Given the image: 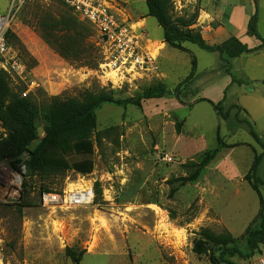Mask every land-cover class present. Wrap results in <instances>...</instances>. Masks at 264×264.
<instances>
[{
	"label": "rangeland",
	"instance_id": "rangeland-1",
	"mask_svg": "<svg viewBox=\"0 0 264 264\" xmlns=\"http://www.w3.org/2000/svg\"><path fill=\"white\" fill-rule=\"evenodd\" d=\"M10 1L0 0V14L8 11ZM235 2L171 0V14L210 41L218 27H227ZM100 3L157 58V71L116 78L107 66L110 43L97 27L62 0H28L12 25L7 55L22 61L27 75L5 69L0 57L8 88L40 109L54 97L81 99L104 88L121 101L137 99L158 83L171 94L143 99L140 106L103 105L96 112L101 140L89 175L30 174L24 165L16 170L10 162L0 164V264H76L67 249L83 255L78 264H258L264 250L249 256L245 235L256 226L264 186L254 190L245 176L264 150L239 120L254 124L264 143V83L251 82L241 68L233 70L236 59L229 75L217 53L191 43L168 45L163 29L149 16L147 0ZM257 7V30L264 36V0ZM262 52L243 57L260 58ZM254 70L261 73L257 66ZM224 96V111L231 109L228 120L214 108ZM38 136L44 137L41 126ZM216 148L215 159L200 168ZM258 176L264 181V159ZM86 186L94 188L91 205H41L44 192ZM203 230L231 235L242 256L222 262L220 252L206 244Z\"/></svg>",
	"mask_w": 264,
	"mask_h": 264
},
{
	"label": "trees",
	"instance_id": "trees-1",
	"mask_svg": "<svg viewBox=\"0 0 264 264\" xmlns=\"http://www.w3.org/2000/svg\"><path fill=\"white\" fill-rule=\"evenodd\" d=\"M256 4L258 0H253ZM149 16L155 18L163 29L165 42L180 48L183 43H191L208 53H217L220 59L226 63L227 74L232 75L231 60L243 55L264 51V38L257 30L258 11L250 18L248 34L260 40L261 44L250 49L246 44L235 36L216 45H210L200 32L189 29V24L181 26L171 14V0H147ZM229 28V24H226ZM11 31L7 34V41ZM171 94L162 83L154 88L146 89L137 99L118 100L113 91L105 88L97 92H87L81 99L63 100L54 97L43 108L29 97L22 98L20 94L13 93L0 72V128L4 133L0 134V164L10 162L18 170L24 165L30 174L41 171L68 172L73 171L81 175H89L94 170L91 159L95 152V146L100 142V135L96 133V112L105 104H135L141 105V100L161 98ZM224 98L216 105L215 110L224 120L231 116V109L224 111L222 106ZM213 104V103H212ZM239 108V107H234ZM249 128L251 136L264 150V143L257 134L254 124L248 119L239 120ZM44 131L42 139L38 136V127ZM218 148L208 153L199 164L200 168L208 165L215 159ZM70 157L79 158L71 162ZM264 159V151L254 158L249 173L245 180L252 184L254 190L264 186V181L258 176L259 167ZM96 191V195H98ZM97 204V200L95 201ZM260 210L255 219L256 226H250L246 231V243L250 252L249 256L261 255L264 250V198H260ZM206 244L220 252L219 258L224 263H229V258L242 256L236 239L231 235H215L203 230ZM204 250V249H203ZM68 256L74 263L81 262L83 255L67 249Z\"/></svg>",
	"mask_w": 264,
	"mask_h": 264
},
{
	"label": "built area",
	"instance_id": "built-area-1",
	"mask_svg": "<svg viewBox=\"0 0 264 264\" xmlns=\"http://www.w3.org/2000/svg\"><path fill=\"white\" fill-rule=\"evenodd\" d=\"M28 0H11L8 11L0 14V57L6 61L5 69L14 70L19 76H26L27 70L22 61L16 58L8 59L9 46L7 34ZM68 4L77 14L87 19L97 27L106 42L112 49L110 61L107 64L111 73H116L120 79L125 73L147 75L158 70L157 58L152 57L145 50L143 42L134 35L131 30L120 27L107 14V10L101 5L100 0H62ZM7 67V68H6ZM166 160L172 161L171 157ZM95 200V192L92 186L73 189L63 193L44 192L40 202L44 208H73L91 205ZM258 264H264V256H259Z\"/></svg>",
	"mask_w": 264,
	"mask_h": 264
},
{
	"label": "crops",
	"instance_id": "crops-1",
	"mask_svg": "<svg viewBox=\"0 0 264 264\" xmlns=\"http://www.w3.org/2000/svg\"><path fill=\"white\" fill-rule=\"evenodd\" d=\"M234 2L235 3L230 6V14H228L227 24L230 25L229 28L220 26L217 28L214 34H212L210 41L205 38L204 39L210 45H216L218 38L221 37L224 41H227L234 35L250 49L257 48L261 44L260 40L248 34V23L250 18L258 11L257 4L253 0H234ZM259 54H256V56ZM247 55L249 54H246V56ZM260 55V58H249L248 61L247 59L245 60L243 56L237 58L236 62L233 63V70L236 71L237 67L241 68L243 70L244 76L251 82L264 83V61H262L260 64L259 61H256V59L264 60V52H262ZM256 66L259 67L261 73H256L254 70ZM250 88L252 92L255 91L254 85Z\"/></svg>",
	"mask_w": 264,
	"mask_h": 264
},
{
	"label": "bare ground",
	"instance_id": "bare-ground-1",
	"mask_svg": "<svg viewBox=\"0 0 264 264\" xmlns=\"http://www.w3.org/2000/svg\"><path fill=\"white\" fill-rule=\"evenodd\" d=\"M159 54V53H158ZM153 56H157V52H153L152 53ZM112 74H115V73H112ZM17 181H18V178H17Z\"/></svg>",
	"mask_w": 264,
	"mask_h": 264
},
{
	"label": "water",
	"instance_id": "water-1",
	"mask_svg": "<svg viewBox=\"0 0 264 264\" xmlns=\"http://www.w3.org/2000/svg\"><path fill=\"white\" fill-rule=\"evenodd\" d=\"M107 38L106 37H104V40H106Z\"/></svg>",
	"mask_w": 264,
	"mask_h": 264
}]
</instances>
